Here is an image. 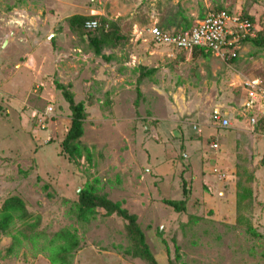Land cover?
<instances>
[{
  "label": "rangeland",
  "instance_id": "1",
  "mask_svg": "<svg viewBox=\"0 0 264 264\" xmlns=\"http://www.w3.org/2000/svg\"><path fill=\"white\" fill-rule=\"evenodd\" d=\"M211 9L251 17L253 38L264 39V0H0V207L16 195L30 214L0 234V264H53L65 230L79 240L70 264H146L124 255L120 217L99 208L78 219L79 193L94 179L138 215L160 264H264V134L242 107V84H264V45L242 41L223 57L171 52L147 34L154 24L181 30ZM73 15L112 21L119 45L96 55ZM56 81L87 103L91 164L61 154L71 109ZM48 106L55 117L42 128L31 112ZM219 106L231 127L213 125ZM185 198L184 212L163 201Z\"/></svg>",
  "mask_w": 264,
  "mask_h": 264
},
{
  "label": "trees",
  "instance_id": "2",
  "mask_svg": "<svg viewBox=\"0 0 264 264\" xmlns=\"http://www.w3.org/2000/svg\"><path fill=\"white\" fill-rule=\"evenodd\" d=\"M204 17L205 16L202 18ZM95 18L96 17L85 15H73L68 18V22L74 31H78L84 36L85 42L89 41V47L96 55H103L105 49H113L119 45L120 31L115 23L106 20L105 18H102L103 23L100 27L98 26L99 28H86V21ZM245 18H248L252 22L251 17L247 16ZM192 26L193 25L188 22L183 29H188ZM242 41H252L257 45H264L263 38L257 39L247 37L241 39L240 42ZM195 50L197 51L200 49L197 48ZM107 58L111 59L112 57L109 56ZM148 73V71L141 73L140 79ZM55 85L57 89L62 92L64 99L68 102L71 109V123L65 138L61 142V154L73 161H79L84 157L88 163L91 164L93 163L94 158L93 150L84 145L81 141V138L85 133V121L88 116L86 111L87 103L75 100V95L71 90V84H64L56 81ZM257 127L260 129L262 127V122H260ZM183 193L185 196L188 194V184L186 183L183 185ZM163 201L165 204L173 207L175 211L184 212L186 210V198L182 200L164 199ZM99 208L104 209L106 215H116L125 221L129 246L125 249L124 255L139 258L146 264H160L147 243L145 233L138 221V215L125 207L123 201H114L109 198L107 194L101 193L98 186V179L87 181L81 189L78 202L76 203L77 217L84 222L91 221V219L95 218L97 215ZM28 217H30V214L24 200L16 195L8 197L0 207V234L8 233L15 220L19 219L25 221ZM256 235L260 236V234ZM58 239L64 240V243L60 244L55 252L53 251V254L51 255L52 263L70 264L68 256L73 249L79 246V240L77 236L69 230L60 232L58 234ZM14 245L15 242L12 246L7 248L10 254L13 252Z\"/></svg>",
  "mask_w": 264,
  "mask_h": 264
},
{
  "label": "built area",
  "instance_id": "3",
  "mask_svg": "<svg viewBox=\"0 0 264 264\" xmlns=\"http://www.w3.org/2000/svg\"><path fill=\"white\" fill-rule=\"evenodd\" d=\"M85 26L88 29H94L99 26V22L96 19L87 20ZM148 33L150 40L156 45L165 44L181 51H194L199 48L223 57L235 56L236 47L241 39L255 35L254 26L248 18L240 14H230L224 9L209 10L204 18L197 20L188 29L170 31L154 24L148 28ZM242 88L245 93L243 107L250 114L248 118L252 131L264 134V84L257 78H251L242 84ZM52 111V106H48L42 113L33 109L31 116L38 117L40 126L46 128L48 121L54 119L55 115ZM212 119L222 128L231 126L230 120L224 118L222 113H214ZM260 122L262 127L258 129ZM211 147L217 149L219 144L213 143ZM219 176L224 178L225 174L219 173Z\"/></svg>",
  "mask_w": 264,
  "mask_h": 264
},
{
  "label": "crops",
  "instance_id": "4",
  "mask_svg": "<svg viewBox=\"0 0 264 264\" xmlns=\"http://www.w3.org/2000/svg\"><path fill=\"white\" fill-rule=\"evenodd\" d=\"M157 25V24H156ZM159 26V25H158ZM160 27H162V26H160ZM163 29H166V30H169V29H167V28H165V27H162ZM170 31H173V30H170ZM147 34H148V29H147ZM168 51H171V52H185V50H177V49H168ZM190 52H193V51H190ZM172 55H173V53H172ZM32 60L35 62V58L33 57L32 58ZM245 94V93H244ZM244 102H245V96H244V99H243V104H244ZM243 104H242V107H243ZM243 110H244V112H245V114L247 115V117H249V112H247L246 111V108H244L243 107ZM216 112H219V113H222V115H223V117L224 118H227L228 119V114L227 113H225V112H222V109H221V106H219L216 110H215V112L214 113H216ZM211 121H212V123H213V125H217L218 127H220L218 124H216L215 122H213V120L211 119ZM232 125V124H231ZM231 127V126H230ZM221 128V127H220ZM229 128V127H228ZM226 129V128H225ZM255 133V132H254Z\"/></svg>",
  "mask_w": 264,
  "mask_h": 264
}]
</instances>
